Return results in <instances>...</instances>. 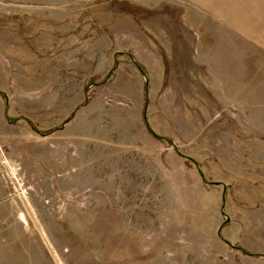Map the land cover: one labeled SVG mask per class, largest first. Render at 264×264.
<instances>
[{"label":"rangeland","instance_id":"1","mask_svg":"<svg viewBox=\"0 0 264 264\" xmlns=\"http://www.w3.org/2000/svg\"><path fill=\"white\" fill-rule=\"evenodd\" d=\"M68 1L0 0V107L41 135L0 141V264H264V0H199L262 35L233 74L178 61L189 0Z\"/></svg>","mask_w":264,"mask_h":264},{"label":"crops","instance_id":"2","mask_svg":"<svg viewBox=\"0 0 264 264\" xmlns=\"http://www.w3.org/2000/svg\"><path fill=\"white\" fill-rule=\"evenodd\" d=\"M19 2L24 6V8L19 11H23L22 13L24 14L25 12L30 13V11L41 13L39 12L41 11L40 9H43L42 7H45L44 4H40L38 5L39 7H35L33 8V10H31L30 6H36L35 2ZM68 3V0H58V3L56 4L54 10L51 12L56 16V18L53 20L56 21V26L59 25V22H64L67 25L68 21H73L72 18L70 20L68 19V17H66L69 14L73 15L75 11V7L72 6L73 3ZM201 3L203 4V1H201ZM201 3L199 2V0H189L186 1L184 3L185 6L181 8L180 16L183 22L176 23L179 24L177 25L179 27L177 31V37L180 38L182 32L185 34L186 39L190 37V41H192L193 44L187 42V46L183 45V47L185 46L188 49H180L181 51H184L186 53L184 54V56H182V52L178 51L176 57H178V61H181L182 64H184L185 62L190 63L192 61L201 63L202 61L204 62L206 60L211 63H221V65H219L220 74H233L234 62L247 61L248 57L251 56L250 46H257L258 44L253 42H258L259 40L262 41V35L256 33L258 29L255 25L250 26L249 23H240L242 19L239 22H235L233 20V15L235 14L231 10L229 11V13H225V16H222L221 18H218L217 21H215L216 19L214 20V18L211 17V14L214 13L206 8L201 7ZM89 8L90 7L86 8V10ZM86 10H82L76 13L77 15H83ZM12 12L13 10L10 11L9 9L4 10L3 12L0 11V13L3 14H13ZM202 14L207 15V19H211V22H206L207 27L205 29L202 27L201 22H198L201 21V18L203 19ZM59 15H65V17H62L59 20ZM34 26L35 28L38 27L37 30L35 29L34 39L39 43L38 48L41 51L40 56L33 59V62L35 64L34 66L35 69H38L41 72V74H46V72L42 73V71L48 70V67L50 66L45 65V67H43V64H49L51 61H55L53 57V53L55 52H53V47L66 46V40L62 39V42L59 43V39H56L54 44H49L48 40H43L42 36L39 35L41 31L40 27L36 25ZM158 27L159 26L157 25L155 26V28ZM169 28L170 31L172 27L169 26ZM67 29L68 28L63 30L66 31ZM207 31L209 32L207 33ZM197 38H199V43H201L202 49L204 50V56L195 54V48L197 47ZM171 43L173 44V42ZM152 52H154V49L152 50ZM188 53L190 54V58ZM180 57H182L183 59L181 60ZM6 126L15 127V132L13 134L9 133V129H7ZM20 133L30 141H40L41 135L39 133H36L33 130L31 131V129H29V126H26L22 119L17 121H10L6 119L4 106L0 107V141L4 148L8 144L19 148L20 145L18 144L21 140L19 139L18 134ZM218 183L223 184V182L221 181H219Z\"/></svg>","mask_w":264,"mask_h":264},{"label":"water","instance_id":"3","mask_svg":"<svg viewBox=\"0 0 264 264\" xmlns=\"http://www.w3.org/2000/svg\"><path fill=\"white\" fill-rule=\"evenodd\" d=\"M171 146L175 149V151L179 152V149L177 148L176 144L173 141H169Z\"/></svg>","mask_w":264,"mask_h":264},{"label":"built area","instance_id":"4","mask_svg":"<svg viewBox=\"0 0 264 264\" xmlns=\"http://www.w3.org/2000/svg\"><path fill=\"white\" fill-rule=\"evenodd\" d=\"M6 160V159H5ZM5 160L1 161L3 164H5Z\"/></svg>","mask_w":264,"mask_h":264}]
</instances>
